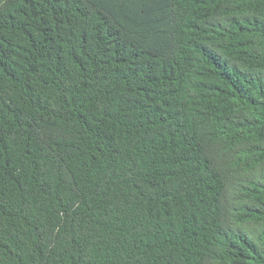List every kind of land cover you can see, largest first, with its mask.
I'll list each match as a JSON object with an SVG mask.
<instances>
[{"label": "trees", "instance_id": "trees-1", "mask_svg": "<svg viewBox=\"0 0 264 264\" xmlns=\"http://www.w3.org/2000/svg\"><path fill=\"white\" fill-rule=\"evenodd\" d=\"M0 264H264V0H0Z\"/></svg>", "mask_w": 264, "mask_h": 264}]
</instances>
